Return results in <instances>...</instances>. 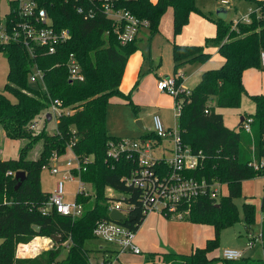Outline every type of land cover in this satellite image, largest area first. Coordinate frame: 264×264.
<instances>
[{"label":"trees","instance_id":"16d2710c","mask_svg":"<svg viewBox=\"0 0 264 264\" xmlns=\"http://www.w3.org/2000/svg\"><path fill=\"white\" fill-rule=\"evenodd\" d=\"M250 1L256 4V9L249 13V22L239 18L227 23L220 18L215 21L216 35L208 37L205 44L173 43L175 69L187 63L207 61L211 57L207 48L211 45L218 46L225 59L220 67L202 73L191 94L184 97L179 116L183 142L194 152L201 151L203 157L197 169L187 172V176L205 179L209 185L219 182L228 187V193H221L219 197H212L208 189L189 205L181 204V208H189L183 220L211 224L215 235L190 254L144 252L142 263L120 264H264V254L258 258L242 254L234 260L223 255L211 257V253L220 248L222 229L240 220L235 198L242 195L244 181L264 175V166H255L264 157V95L249 94L243 83L247 69L264 67L261 58L264 0ZM38 2L47 10L54 26L68 29L70 37L57 45L54 53L36 45L34 55L20 41H0V51L10 64L8 81L0 90V141L2 135L26 141L17 158L0 157V264H94L97 261L92 260L85 242L97 237L94 231L99 222L111 220L113 202L122 201L126 215L133 217L121 222L129 230L136 232L147 216L143 211L146 191L127 181L138 163L128 158L127 153L120 158L109 156L111 143H117L122 137L109 134L106 127L107 106L112 96L126 98L137 110L131 92L125 93L121 85L129 58L139 49L138 39L121 43L115 22L106 15L102 3L88 0ZM116 6L148 19L151 33L160 31L163 15L171 10L174 36L189 22L192 12L201 11L196 0H119ZM81 7L84 12L93 7L95 17L86 19L79 12ZM71 53L81 66L83 80L70 78L68 60ZM35 68L43 72V84L38 88L30 84ZM181 76L179 83L183 82ZM244 94L256 105V112L249 114L253 117L251 131L245 130L243 122L238 128L228 127L223 114L217 110L239 107ZM53 99H60L72 112L60 117L52 132L46 127L32 129V123L42 117ZM211 100L215 103H210ZM145 137L157 139L151 132ZM40 142L42 146L34 157L33 150ZM68 149L80 158H90L81 178L91 191L88 195L79 191L76 199L83 213L73 217L52 209L43 214L42 207L47 205L51 193L42 188V170L55 153L63 156ZM166 170L165 165L160 172ZM19 171H24L26 177L18 186L16 173ZM109 188L122 196L112 195ZM260 207L264 215V196ZM162 214L173 217L165 211ZM255 214L256 204L245 202L243 215L248 234ZM33 225L40 226V231ZM53 234L62 239L49 249L35 256L20 254V245L28 244L37 236L51 237ZM259 235L264 253V217ZM100 251L109 252L103 264H109L120 253L116 248H101Z\"/></svg>","mask_w":264,"mask_h":264},{"label":"built area","instance_id":"2783aa9c","mask_svg":"<svg viewBox=\"0 0 264 264\" xmlns=\"http://www.w3.org/2000/svg\"><path fill=\"white\" fill-rule=\"evenodd\" d=\"M3 0H0V41H20L23 43L31 55H34L36 45H42L48 48L50 53H54L57 45L66 41L70 37L68 29H58L54 26L53 20L49 16L47 10L40 7L38 0H8V9L5 13L2 12ZM92 3H102L106 15L115 22L118 38L121 43H128L138 39L144 28L150 27V21L138 17L129 9L116 6L119 0H88ZM223 3H228L229 0H222ZM79 12L84 14L86 19L94 18L96 10L91 7L88 11L79 8ZM243 21L249 22L250 15H245ZM262 64L264 66V50L261 52ZM68 68L70 78L72 80H83L84 74L81 71V66L74 54L71 53L68 60ZM43 78V72L39 68H35L31 78ZM180 75H173L169 78H160L157 81V86L161 91H167L175 97V115L179 120V116L183 107L184 97L191 94V89L185 87L183 82L179 83ZM181 99V100H180ZM71 108L65 107L60 99H53L49 109L44 112L41 119L46 122L48 113L51 114V119H55L56 123L65 114H70ZM154 134L153 137H138V138H122L117 143L112 142L109 149V156L120 158L127 153L128 158L136 159L137 168L132 171L128 182H133L137 186L144 188L145 204L144 213L147 215L153 211H159L172 215L177 219L183 220L189 214V208H181V204L189 205L191 200L200 196V193L208 191L212 197H219L222 193L219 182L208 184L205 179H196L187 176V172L197 169L203 157L201 151L194 152L193 149L185 144L182 139L181 130L175 125V128H167L162 118L155 114ZM253 117L247 115L243 120L246 131H251V122ZM32 129L39 127L38 119L32 125ZM168 139L172 145L171 157H165V151L162 156L154 154V149ZM168 149V148H167ZM73 152V151H72ZM74 153V152H73ZM62 156L57 153L53 155L51 161H58ZM90 161V158H80L74 153V159H67L65 165L68 169L64 170V177L79 178L80 192L88 195L90 192L86 190L87 183L82 180L81 172L85 170V165ZM164 163V164H163ZM167 167L166 172L162 173L161 167ZM264 166V157L260 163L255 165ZM51 167V166H50ZM53 173H58V167L52 168ZM109 192L114 195V192L109 188ZM64 184L63 181L57 183V187L51 193L49 201L45 207H42V213L47 214L50 210H57L63 215H71L77 217L82 215L83 207L81 203L75 201L73 203H65ZM123 202L116 200L110 206V212L113 209L121 210ZM126 214V213H125ZM95 235L109 243H112L120 251H130L141 253L142 250L133 242L134 231L127 229L121 223L104 220L98 223L94 231ZM243 252L238 249L227 248L223 251V257L229 260H234L242 257ZM94 264H103L102 261H97Z\"/></svg>","mask_w":264,"mask_h":264},{"label":"rangeland","instance_id":"374dc122","mask_svg":"<svg viewBox=\"0 0 264 264\" xmlns=\"http://www.w3.org/2000/svg\"><path fill=\"white\" fill-rule=\"evenodd\" d=\"M196 4L201 10L200 12L197 11L198 15H200L207 22L209 21L208 23L211 25V21L214 22L218 20L217 10L220 7H224L228 11L227 18L225 19L227 23L235 21V18H241L243 15L245 16V14L248 15L251 11L256 9V4L250 0H229L228 3H223L222 0H196ZM1 7L2 12L5 13L8 9V0H3ZM208 17L212 18V20H210ZM194 23V27H192V31L189 33L195 34V31L198 29V33L202 34L205 26L199 24L198 20L194 21ZM161 26L163 27L162 33L146 32V34L142 36V39L140 41L138 40V42H140L139 49L132 53L124 73L122 89L127 94L131 92V99L136 105H138L136 100L137 91L141 90L143 79L147 75L152 74L151 67L154 66V68H159L158 65L167 66L168 60L172 54L169 40L166 39L167 36H171V38L174 37L173 22L169 11L163 15ZM182 32L183 31L177 33L176 36ZM220 57L221 56H218L217 52H213V56L210 58L209 62H206V69L220 66L222 63V59ZM209 63H211V65ZM9 65L10 64L7 56L0 51V90L5 87V84L8 81ZM199 65L202 64L193 63V65L188 67V69H190L188 71L190 72L186 74L185 81L183 82L185 87L192 89L199 82L202 71L201 73H191V70L194 69L193 67ZM169 77L170 76H164L162 78ZM30 84L38 88L43 84V82L40 77H37L31 78ZM156 89V84H153L149 88V94L146 96V98L141 99L140 102L144 103H140L137 110H135L133 106L128 103L126 98L120 95L112 96L107 106L106 116V127L109 134L122 138L138 137L145 131L139 127L137 121L141 120L146 131H151L154 128L153 116L157 113L162 117L166 127L170 126L167 128H175V125L178 126L179 122L175 117L174 110L176 103L175 97L167 91L161 92V90L156 91ZM210 103L215 102L211 100ZM217 110L223 114L225 124L227 126L230 128H238L241 117L255 113L256 105L248 94H244L239 107L217 108ZM38 122L40 128L46 127L47 131L49 132H52L56 126L55 119H50L45 123L43 119L39 118ZM25 142V140L10 139L5 135H2L0 141V149H2V151H0V157H3L4 159L17 158L19 156V151ZM41 146L42 142H40L34 148L32 153L34 157L39 153ZM171 147L172 145L168 139H164L160 146L154 149V154L162 156L163 151H165V157L170 158ZM67 159H74V153L71 149H68L67 153L63 155L58 161H51L48 166H45L41 174V184L45 191L53 193L57 187V183L59 181H63V201L65 203H73L77 199V194L80 190V182L79 178L77 177H64V170L68 169L65 165ZM56 166L58 167L59 172L53 173L52 168ZM248 181L250 182L244 184L242 187V195L235 198V202L238 205L240 211V220L234 225L227 226L222 229L220 242L221 245L219 250L216 252L218 253V256H221L223 251L227 248L242 249L243 256L245 257L258 258L262 256L259 234L262 229V220L264 217L260 207V201L264 196V175L254 177ZM221 188L223 194L228 193L227 185H222ZM86 190L91 191V187L87 185ZM113 192L116 197L122 196L115 190H113ZM247 201H253L256 203L255 219L250 225L249 234L246 230L247 224L243 215V204ZM173 218L177 219L176 217ZM252 234L255 236L254 239H250L253 236ZM47 238H34L27 245H20V254L22 256H35L41 251L49 249L56 242L50 237ZM1 242L2 239L0 238V243ZM85 246L90 250V253L93 257L92 260L95 261H102L109 256V252L100 251L101 248L110 250L114 249V245H112V243H109L99 237H92L86 240ZM142 252L143 253L141 254L130 251H120L118 258L112 259V262L109 264H120V262L142 263L144 260V251L142 250ZM64 254L65 252L63 255ZM216 264L222 263L218 262Z\"/></svg>","mask_w":264,"mask_h":264},{"label":"crops","instance_id":"0c3cea01","mask_svg":"<svg viewBox=\"0 0 264 264\" xmlns=\"http://www.w3.org/2000/svg\"><path fill=\"white\" fill-rule=\"evenodd\" d=\"M155 1V0H153ZM229 7V6H228ZM255 10V9H254ZM172 17V11L168 10ZM228 12V11H227ZM247 15V14H245ZM218 19L220 17L217 15ZM244 15L241 17L243 18ZM227 18V17H226ZM212 20V18H209ZM239 19V18H235ZM191 20V21H190ZM189 22L183 27V32L179 35H175L171 38V36H167L166 39L169 40V44L172 49V54L170 59L168 60L167 66H159V68L151 67L152 74L147 75L143 79V84L141 86V90L137 91V104L140 105L142 98H146L149 94V88L154 84H156V91L159 90L157 86L158 79L164 76H173V75H182L183 82L185 81L186 74L190 71L188 69L189 66L193 65V63H187L180 66L178 69H175V62L173 58V46L174 42L178 44H205V41L208 37H213L216 35V23L215 21H211L212 25L209 24L206 20H204L197 12H192L190 15ZM198 20L199 24L205 26L203 29L202 34L198 33V29L194 33H189L192 31V27H194V21ZM162 26H160V31L158 33H162ZM146 32H151L150 28H144L141 34L138 37L140 41L142 36L146 34ZM138 42V46H139ZM207 50L211 53V57L213 56V52H217L218 56L221 57V65L224 62V57L219 52V47L211 45L207 48ZM170 51V48H169ZM210 57V58H211ZM210 58L205 62H196L202 65L193 67L194 69L191 70V73H198L202 71V73L209 69L218 68L220 66H216L214 68L206 69L207 66L206 62H209ZM163 61V58H162ZM128 64V63H127ZM211 65V63H209ZM206 69V70H205ZM204 70V71H203ZM201 73V76H202ZM200 76V79H201ZM124 79V77H123ZM200 81V80H199ZM123 83V81H122ZM243 83L244 86L249 94H261L264 95V67L263 69L258 68H249L243 74ZM122 88V85H121ZM123 90V89H122ZM160 91V90H159ZM162 92V91H161ZM137 105V108H138ZM175 110V108H174ZM158 114V113H157ZM160 116V114H158ZM246 116V115H245ZM245 116H242L245 118ZM154 117V116H153ZM161 117V116H160ZM176 117V115H175ZM241 117V119H242ZM162 118V117H161ZM243 118V120H244ZM163 120V119H162ZM240 120V123L243 122ZM164 122V121H163ZM179 122V120H178ZM165 124V122H164ZM166 126V125H165ZM170 127V126H167ZM229 127V126H228ZM142 133L138 137H145L146 133H154V128L151 131H146ZM135 137V138H138ZM133 138V137H131ZM2 151V149H0ZM3 158V157H1ZM250 181H244L243 185ZM246 191V190H245ZM253 202V201H252ZM254 203V202H253ZM261 203V201H260ZM256 204V203H255ZM253 233V232H252ZM215 235V228L211 224L205 223H195L188 220H180L175 219L173 217H167L159 211H153L149 213L139 229L134 232L133 242L140 247L144 252H154V251H173L176 253L182 254H190L196 247H203L205 246L208 239L212 238ZM250 239H254L255 236ZM46 236H37L35 239H46ZM51 238V237H50ZM260 238V235H259ZM48 239V238H47ZM261 241V239H260ZM27 245V244H25ZM221 245V244H220ZM114 248H116L114 246ZM262 248V245H261ZM235 249V248H233ZM219 249L211 253L212 256H218L216 253ZM243 252L242 249H238ZM263 248H262V256H263ZM222 256V255H221ZM261 256V257H262Z\"/></svg>","mask_w":264,"mask_h":264},{"label":"water","instance_id":"95a60500","mask_svg":"<svg viewBox=\"0 0 264 264\" xmlns=\"http://www.w3.org/2000/svg\"><path fill=\"white\" fill-rule=\"evenodd\" d=\"M217 15L222 18V19H226L227 17V9L224 8V7H220L218 10H217ZM244 117H242L241 121L243 120ZM47 119L50 120L51 119V114L48 113L47 115ZM139 127L143 130H145V126L143 125L142 121L141 120H138L137 121ZM26 177V173L24 171H19L16 173V178L19 179V183H18V186L22 183V181L25 179ZM133 217L132 216H127L125 213H123L121 210H118V209H113L111 212H110V219L112 221H115V222H118V223H121L122 221H125V220H131ZM33 228L37 231H40L41 227L38 226V225H33ZM52 240H54L55 242H60L62 237L60 235H57V234H53L51 236Z\"/></svg>","mask_w":264,"mask_h":264}]
</instances>
